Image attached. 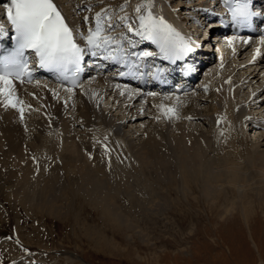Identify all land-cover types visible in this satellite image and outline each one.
<instances>
[{
	"label": "bare ground",
	"instance_id": "6f19581e",
	"mask_svg": "<svg viewBox=\"0 0 264 264\" xmlns=\"http://www.w3.org/2000/svg\"><path fill=\"white\" fill-rule=\"evenodd\" d=\"M110 1L97 7L95 0H54L80 32L86 30L83 17L89 15L92 27L95 13L107 9L119 25L107 35L131 38L118 17L138 23L135 8L146 0ZM5 3L10 0H0L1 19ZM168 3L154 0L153 14L192 36ZM192 10L197 17L200 10ZM218 48L206 76L213 80L212 96L204 84L181 94H147L110 74L89 75L72 91L39 80L14 84L22 104L5 106L0 95V215L23 207L73 217L71 228L83 230L87 215L98 216L125 229L127 237L133 233L147 241L148 229L165 213H175L173 206L187 214L193 204L201 209V200L204 212L220 221L238 215L250 233L257 213L264 217V56L253 57L256 52L241 42L231 50L224 42ZM251 131L255 141L248 138ZM216 133L223 137L218 148ZM143 217H149L144 227ZM72 263L79 262L72 257Z\"/></svg>",
	"mask_w": 264,
	"mask_h": 264
},
{
	"label": "rangeland",
	"instance_id": "374dc122",
	"mask_svg": "<svg viewBox=\"0 0 264 264\" xmlns=\"http://www.w3.org/2000/svg\"><path fill=\"white\" fill-rule=\"evenodd\" d=\"M95 1L98 2L97 7H100V3L103 2V0ZM166 2H169L168 5L173 9V14L186 29L193 36L201 37L199 38L201 42L202 38L210 33L206 22L201 19L199 22H193L189 19L192 8L201 6L203 0H166ZM121 5L126 6L123 2L119 4V8ZM84 12L81 11L80 14ZM208 40L201 43L203 48H206L205 44L210 41ZM202 52L203 55H211V51L208 53L205 51L206 54ZM215 62L216 58L205 64L196 82L197 85L204 84L212 89L210 90L212 93L207 91L209 96L213 94V87L210 84L213 80L208 82L206 76ZM207 92L206 97H208ZM220 123H222L221 120L218 124ZM204 124L206 127L207 123ZM219 133L214 134L213 138V145L217 148L222 145L223 140ZM252 134L253 131L249 132L248 138L255 141L251 137ZM194 205L192 208L187 207V214L178 212L175 206L171 208L172 210L167 208L165 212L175 213L172 215L165 213V217L155 221L151 225L152 228L148 229L147 241L140 240L133 233H130L131 237H127L129 233H126L125 229L109 221L101 223L102 220L98 216H86V224L89 226L86 231L71 228L73 217L63 220L46 214H34L23 207L4 209L3 215H0V264L21 262L74 264L72 257L79 262L75 264H264V217L261 218L263 215L260 212L257 213L258 218L253 222V230L250 229L252 231L248 233V228L240 218L238 219L237 214L236 219L226 216L223 221H220L213 212L209 214L204 212L201 200V209ZM148 220L149 217H143L140 226L144 227L145 221L148 222ZM150 220H152L151 216ZM90 236L91 239H89ZM97 242L100 246L94 245ZM108 242L109 245H107Z\"/></svg>",
	"mask_w": 264,
	"mask_h": 264
},
{
	"label": "snow or ice",
	"instance_id": "6c2138e0",
	"mask_svg": "<svg viewBox=\"0 0 264 264\" xmlns=\"http://www.w3.org/2000/svg\"><path fill=\"white\" fill-rule=\"evenodd\" d=\"M224 2L229 4L232 20L237 24L245 25L251 17L259 15L252 11L251 0ZM3 7L14 32V36L11 37L14 41L13 49L0 58V95L5 98V106L16 108L18 104L23 103L15 95L13 82L22 83L25 78L31 80L36 68L56 72L65 78L69 75L74 77L81 71L86 54L97 56L105 52L108 53L105 59L117 60L120 57L111 54V46L114 45L119 51H124L120 44L125 36L121 35L117 39L106 34L119 26L114 22V18L108 15L107 9L95 13L93 26L89 27L85 34L75 25H70L54 0H10V3H5ZM120 7L123 11L125 6ZM153 7L154 0H146L136 6L138 23L129 22L127 16L118 19L124 23L127 32L139 36L142 41L156 44L159 47V54L165 59L175 62L193 52L191 42L181 36L162 16H155L152 12ZM86 10L91 11L90 8ZM142 10H146V14H141ZM83 20L88 23L89 17L85 16ZM260 42L264 44V37H261ZM127 43L135 47L131 39H128ZM26 53L34 54L36 68L29 67ZM133 55L143 59L153 57L157 53L143 51ZM73 83L75 84V80ZM68 91L72 89L69 88ZM20 111L22 118L23 108Z\"/></svg>",
	"mask_w": 264,
	"mask_h": 264
}]
</instances>
